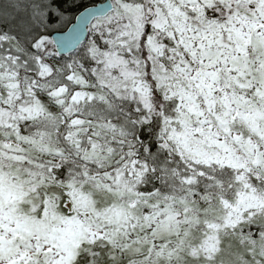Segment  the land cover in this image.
Listing matches in <instances>:
<instances>
[{
	"label": "snow or ice",
	"instance_id": "obj_1",
	"mask_svg": "<svg viewBox=\"0 0 264 264\" xmlns=\"http://www.w3.org/2000/svg\"><path fill=\"white\" fill-rule=\"evenodd\" d=\"M0 264H264V0H0Z\"/></svg>",
	"mask_w": 264,
	"mask_h": 264
},
{
	"label": "trees",
	"instance_id": "obj_2",
	"mask_svg": "<svg viewBox=\"0 0 264 264\" xmlns=\"http://www.w3.org/2000/svg\"><path fill=\"white\" fill-rule=\"evenodd\" d=\"M94 2H98V0H94Z\"/></svg>",
	"mask_w": 264,
	"mask_h": 264
}]
</instances>
